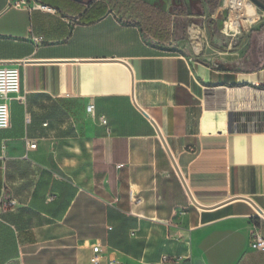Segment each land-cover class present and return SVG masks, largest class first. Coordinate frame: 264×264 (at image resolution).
Listing matches in <instances>:
<instances>
[{"label": "crops", "instance_id": "1", "mask_svg": "<svg viewBox=\"0 0 264 264\" xmlns=\"http://www.w3.org/2000/svg\"><path fill=\"white\" fill-rule=\"evenodd\" d=\"M13 1L0 0V66L20 73L0 130L13 259L92 264L99 245L101 264H264L250 245L264 218L234 198L264 211V61L205 54L186 21L201 0ZM120 61L193 198L217 206L191 201Z\"/></svg>", "mask_w": 264, "mask_h": 264}, {"label": "rangeland", "instance_id": "2", "mask_svg": "<svg viewBox=\"0 0 264 264\" xmlns=\"http://www.w3.org/2000/svg\"><path fill=\"white\" fill-rule=\"evenodd\" d=\"M260 1L264 3V0ZM223 2L224 0H201L198 8L194 11L200 16L186 18V21H192L203 30L204 35L197 41H205L207 45L204 50L205 54L217 57L218 61L226 59L228 56L234 57L244 61L240 67L255 68L258 63L264 61V10L252 2L257 8V15L251 19L247 18L246 23H240L237 31L227 29L225 33L223 30L225 29V22L229 21L230 9L226 8ZM179 11L186 13L185 5H181ZM213 20L216 27L215 31L209 27ZM186 23L183 26L182 39L190 45L185 30ZM0 223H3L1 217ZM9 235L10 233L6 229H0V264H19L16 259H6L11 248L4 245L3 241Z\"/></svg>", "mask_w": 264, "mask_h": 264}, {"label": "built area", "instance_id": "3", "mask_svg": "<svg viewBox=\"0 0 264 264\" xmlns=\"http://www.w3.org/2000/svg\"><path fill=\"white\" fill-rule=\"evenodd\" d=\"M22 5H25V2L13 1L12 6L19 8ZM226 8L228 6L224 5ZM41 9H47L45 6H40ZM230 17V16H229ZM228 21L225 22V28H227ZM41 37H33V41L36 45L41 42ZM20 88V73L18 68L13 66H0V130L6 129L10 125V111H9V101L14 99L15 94L19 92ZM93 109V105L87 107L88 111ZM103 124L106 123L104 119L101 120ZM27 145L30 149L36 147L34 142L28 141ZM13 204V201H10ZM2 206L7 207V201H2ZM250 245L255 250L264 251V237H262L258 232L252 233V238ZM93 256L91 258L92 264H101V248L99 245H95L92 249ZM109 264H115L110 262Z\"/></svg>", "mask_w": 264, "mask_h": 264}, {"label": "water", "instance_id": "4", "mask_svg": "<svg viewBox=\"0 0 264 264\" xmlns=\"http://www.w3.org/2000/svg\"><path fill=\"white\" fill-rule=\"evenodd\" d=\"M77 2H83L84 0H76ZM254 4H256L258 7H260L261 9H263L264 10V3L262 2V1H260V0H251ZM6 62H15V61H6ZM19 62H32V61H19ZM120 62H122L123 64H125L127 67H128V69L130 70V73H131V99H132V102H133V104L135 105V107L146 117V118H148L149 120H150V122L152 123V125L154 126V128H155V130H156V132H157V134H158V136H159V138H160V140H161V142H162V144H163V146H164V148H165V150H166V152H167V154H168V156L170 157V159H171V162H172V164H173V166H174V168H175V170H176V172H177V174L179 175V177H180V179H181V181H182V183H183V185H184V187H185V189H186V192H187V194H188V196H189V198L191 199V201L196 205V206H198V207H200V208H202V209H209V208H213V207H215V206H217V205H215V206H213V207H210V206H204V205H201L200 203H198L194 198H193V196H192V194H191V192H190V190H189V188H188V186L186 185V183H185V181H184V178L182 177V175H181V172H180V170H179V168H178V166H177V164H176V162H175V160H174V157H173V155H172V153H171V151H170V149L168 148V145L166 144V141H165V139H164V137L162 136V134H161V132H160V130H159V128H158V126L156 125V123L152 120V119H150V117H149V115L142 109V108H140L138 105H137V103H136V101H135V99H134V86H133V75H132V70H131V68H130V66L126 63V62H124V61H120ZM234 198H241V199H245V200H247L248 202H250L252 205H253V207L256 209V211L264 218V211L262 210V209H260L251 199H249V198H246V197H234ZM229 200H231V199H227V201H229ZM227 201H224V202H227Z\"/></svg>", "mask_w": 264, "mask_h": 264}, {"label": "bare ground", "instance_id": "5", "mask_svg": "<svg viewBox=\"0 0 264 264\" xmlns=\"http://www.w3.org/2000/svg\"><path fill=\"white\" fill-rule=\"evenodd\" d=\"M224 3V2H223ZM226 6L230 9V17L227 28L223 30L226 33L227 29L237 31L240 23H246L247 18H252L257 15L256 6L249 0H225Z\"/></svg>", "mask_w": 264, "mask_h": 264}, {"label": "trees", "instance_id": "6", "mask_svg": "<svg viewBox=\"0 0 264 264\" xmlns=\"http://www.w3.org/2000/svg\"><path fill=\"white\" fill-rule=\"evenodd\" d=\"M138 7L143 8L142 5H138ZM144 7H146V6H144ZM154 19L155 20H152V18L149 19V23L151 25L149 31L152 32V34H156L157 31H162L164 29L165 26L162 25L163 24V20H165L164 21L165 23L167 22L166 21L167 20L166 15L160 14L158 12L155 13V18ZM166 39L167 38H165V40ZM0 229H6L10 233L9 237L5 238L3 243H4V245H7V246H9L11 248V252L7 254L6 259L13 258L15 253H16V241H15L14 235L12 233V230L10 229V227L5 225L4 223H0Z\"/></svg>", "mask_w": 264, "mask_h": 264}]
</instances>
